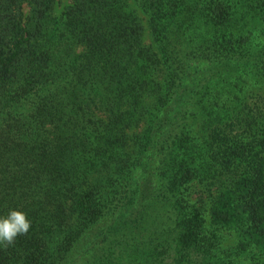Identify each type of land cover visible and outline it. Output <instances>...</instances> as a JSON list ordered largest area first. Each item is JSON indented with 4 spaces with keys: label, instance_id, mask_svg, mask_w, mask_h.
<instances>
[{
    "label": "trees",
    "instance_id": "obj_1",
    "mask_svg": "<svg viewBox=\"0 0 264 264\" xmlns=\"http://www.w3.org/2000/svg\"><path fill=\"white\" fill-rule=\"evenodd\" d=\"M56 1L0 0V264H264V0Z\"/></svg>",
    "mask_w": 264,
    "mask_h": 264
},
{
    "label": "rangeland",
    "instance_id": "obj_2",
    "mask_svg": "<svg viewBox=\"0 0 264 264\" xmlns=\"http://www.w3.org/2000/svg\"><path fill=\"white\" fill-rule=\"evenodd\" d=\"M66 3L65 0H58L56 1L54 5V14H58L61 10L64 4ZM137 14L141 18V23L143 24V33H142V40L143 43L146 45H152L150 36H149V28H147L146 25V16H144L138 9H136ZM259 39H261V36H259ZM151 43V44H150ZM241 85L244 86L243 92H242V98H245V100L250 101L253 99L252 92L256 93L257 95L264 96V83L261 80H254L249 78L248 76H243L241 79ZM194 130H198L197 124L194 125ZM198 187H194V185H190L189 189V201H194L195 197L197 195ZM226 232V233H225ZM229 231H221L220 234L222 236V245H232L234 243V236L231 233H227Z\"/></svg>",
    "mask_w": 264,
    "mask_h": 264
},
{
    "label": "clouds",
    "instance_id": "obj_3",
    "mask_svg": "<svg viewBox=\"0 0 264 264\" xmlns=\"http://www.w3.org/2000/svg\"><path fill=\"white\" fill-rule=\"evenodd\" d=\"M31 227L27 214L21 210H9L6 216H0V245L14 244L20 235H26Z\"/></svg>",
    "mask_w": 264,
    "mask_h": 264
}]
</instances>
